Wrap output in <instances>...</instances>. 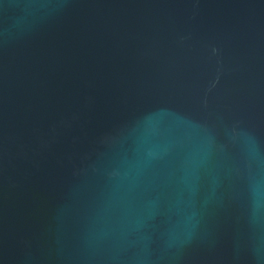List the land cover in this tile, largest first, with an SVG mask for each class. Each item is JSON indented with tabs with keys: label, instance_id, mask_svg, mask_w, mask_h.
<instances>
[{
	"label": "water",
	"instance_id": "1",
	"mask_svg": "<svg viewBox=\"0 0 264 264\" xmlns=\"http://www.w3.org/2000/svg\"><path fill=\"white\" fill-rule=\"evenodd\" d=\"M0 264H264V0H0Z\"/></svg>",
	"mask_w": 264,
	"mask_h": 264
}]
</instances>
